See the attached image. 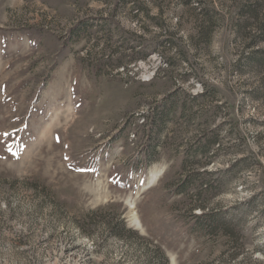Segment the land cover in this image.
<instances>
[{
    "label": "rangeland",
    "instance_id": "1",
    "mask_svg": "<svg viewBox=\"0 0 264 264\" xmlns=\"http://www.w3.org/2000/svg\"><path fill=\"white\" fill-rule=\"evenodd\" d=\"M0 264H264V0H0Z\"/></svg>",
    "mask_w": 264,
    "mask_h": 264
},
{
    "label": "bare ground",
    "instance_id": "2",
    "mask_svg": "<svg viewBox=\"0 0 264 264\" xmlns=\"http://www.w3.org/2000/svg\"><path fill=\"white\" fill-rule=\"evenodd\" d=\"M157 176H158V173L154 174L153 175V178L155 179V178H157ZM132 215L134 216L135 215V212L132 211ZM135 225L137 227H139V228L142 227V224H141V222H140V220H139V218L137 216H135Z\"/></svg>",
    "mask_w": 264,
    "mask_h": 264
}]
</instances>
